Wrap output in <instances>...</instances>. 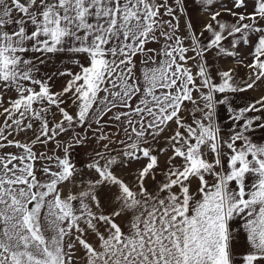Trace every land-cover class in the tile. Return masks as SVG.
<instances>
[{"label": "snow or ice", "instance_id": "6c2138e0", "mask_svg": "<svg viewBox=\"0 0 264 264\" xmlns=\"http://www.w3.org/2000/svg\"><path fill=\"white\" fill-rule=\"evenodd\" d=\"M231 5L0 0V106L14 91L4 113L34 136L0 128L22 150L0 156V264H264V96L231 99L264 83V0ZM49 141L62 154L33 151Z\"/></svg>", "mask_w": 264, "mask_h": 264}, {"label": "rangeland", "instance_id": "374dc122", "mask_svg": "<svg viewBox=\"0 0 264 264\" xmlns=\"http://www.w3.org/2000/svg\"><path fill=\"white\" fill-rule=\"evenodd\" d=\"M171 2V0H169ZM220 4H224L226 7H231V0H216V8H219ZM251 9V5H249V10ZM189 15L192 17V21L194 24V27L196 28L197 32L200 29L201 24L205 23L207 21V14L202 13L199 10H192L191 8L189 9ZM231 17L228 15H223L222 20L224 21H231ZM181 24V34H183V26H184V20L183 18L180 21ZM207 35V33H205ZM149 47H159V45L156 44H149ZM191 55V53H189ZM191 63V62H190ZM65 66L67 67H72L70 61L67 59H64L63 61L57 59L56 61L53 62V64H50L46 69H43V72H48L52 73L55 72L57 68H64ZM65 83V78H60V77H55L53 81L51 82L52 90L53 91H60L62 86ZM16 94L15 92H5L3 93L2 99H3V104L0 106V128L4 129V135L7 137V140H16L21 143H28L30 144V141L34 139L33 136V130H26V131H18L16 130V125L12 123L11 119H7L8 114L4 113V108L9 107V101L10 99H15ZM52 113L56 112L55 108H52L51 110ZM111 114H109L110 116ZM18 117V114H17ZM14 117V118H17ZM109 117L105 116L104 120H107ZM48 119L50 122H53L55 120H59L60 116L57 114L55 118L51 115V113L48 115ZM7 120V124L11 125V127H7L5 125V121ZM28 121H24V123H27ZM38 124L37 122H33V128H37ZM95 127V125H94ZM101 127H104L103 121L101 122ZM77 131H81L80 129H77ZM104 131L107 134H114L118 132V129L116 127H104ZM72 133L69 132L68 134H62L61 136L57 137V140H62V141H68L71 138ZM122 135V134H121ZM114 139H119V136H113ZM7 140L0 139V143L7 144ZM21 149H17L14 146H9L5 148H0V156L5 155L6 153H19L21 152ZM33 151L37 153H47L48 155H53V154H62L60 149L57 148V145L54 141H49L47 144H39L37 143L33 147ZM87 151V149L84 148H76L75 149V156L77 160H82L84 158V152ZM163 157V156H162ZM164 158V157H163Z\"/></svg>", "mask_w": 264, "mask_h": 264}, {"label": "crops", "instance_id": "0c3cea01", "mask_svg": "<svg viewBox=\"0 0 264 264\" xmlns=\"http://www.w3.org/2000/svg\"><path fill=\"white\" fill-rule=\"evenodd\" d=\"M248 49L246 48H242L240 50L241 55L242 56H246L248 53ZM209 62L212 63V57H209ZM247 62H250L247 61ZM215 66L218 68H222V69H228V68H235L236 69V77L238 80H240L241 78H246L247 77V73L248 70L246 68L240 67L237 65L236 60L234 58H230V57H224L222 59H218L215 62ZM195 70V69H193ZM261 96H264V83L259 84L255 89L253 90H248L244 93H238L235 94L231 97V99L233 100L234 104L236 106H244L248 103H251L257 99H259ZM221 124L222 126H226L227 124L230 123V121L226 118V114L221 111ZM225 131H227L228 129L225 127L224 128ZM252 137L255 141L257 142H264V129H257L252 133ZM164 158L161 157V167L164 166ZM161 175L159 172H157V180L161 179ZM78 255H82V253H79Z\"/></svg>", "mask_w": 264, "mask_h": 264}]
</instances>
